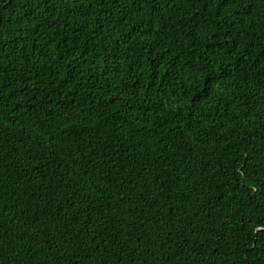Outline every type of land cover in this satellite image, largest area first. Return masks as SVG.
Segmentation results:
<instances>
[{"label":"trees","instance_id":"1","mask_svg":"<svg viewBox=\"0 0 264 264\" xmlns=\"http://www.w3.org/2000/svg\"><path fill=\"white\" fill-rule=\"evenodd\" d=\"M0 264H264V0H0Z\"/></svg>","mask_w":264,"mask_h":264}]
</instances>
